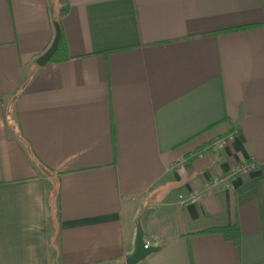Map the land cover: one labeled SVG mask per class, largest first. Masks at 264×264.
Masks as SVG:
<instances>
[{"label":"crops","instance_id":"crops-1","mask_svg":"<svg viewBox=\"0 0 264 264\" xmlns=\"http://www.w3.org/2000/svg\"><path fill=\"white\" fill-rule=\"evenodd\" d=\"M137 223V264H264V0H0V264H125Z\"/></svg>","mask_w":264,"mask_h":264},{"label":"water","instance_id":"water-1","mask_svg":"<svg viewBox=\"0 0 264 264\" xmlns=\"http://www.w3.org/2000/svg\"><path fill=\"white\" fill-rule=\"evenodd\" d=\"M61 38V29L59 25L55 27V34L50 43L48 49L41 54L39 57L36 58L35 63L38 66H43L47 62H49L56 52L59 41ZM160 246L148 245L143 238V230L140 223L136 224V232H135V239H134V248L131 253L127 254L125 257V264H137L141 260L145 259L150 254L158 251Z\"/></svg>","mask_w":264,"mask_h":264},{"label":"trees","instance_id":"trees-1","mask_svg":"<svg viewBox=\"0 0 264 264\" xmlns=\"http://www.w3.org/2000/svg\"><path fill=\"white\" fill-rule=\"evenodd\" d=\"M61 45H62V37L60 38L58 48H57L56 52L54 53V55L52 56L51 59H56V56L59 52ZM216 230L217 229H211V230H208V232H212V231H216ZM221 232L225 235V237L227 239L232 240L235 244L238 245L239 241H238V234L236 233L237 232L236 228H224V229H221Z\"/></svg>","mask_w":264,"mask_h":264},{"label":"built area","instance_id":"built-area-1","mask_svg":"<svg viewBox=\"0 0 264 264\" xmlns=\"http://www.w3.org/2000/svg\"><path fill=\"white\" fill-rule=\"evenodd\" d=\"M224 143H225V141H224V140H221V141L218 143V145L223 146ZM252 168H254V164H253V163H246V164H244V165L241 167L240 170L245 171V170H249V169H252ZM199 197H200V195H199L198 193H193V194H191V195H188L186 198H183V199H182V202H183V203H191V202H195V201H197V200L199 199ZM180 198H182V197L180 196ZM147 244H148V243H147Z\"/></svg>","mask_w":264,"mask_h":264}]
</instances>
